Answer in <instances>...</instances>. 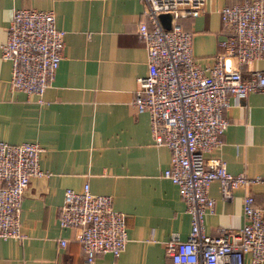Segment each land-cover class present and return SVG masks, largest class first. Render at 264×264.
<instances>
[{"label": "crops", "instance_id": "crops-1", "mask_svg": "<svg viewBox=\"0 0 264 264\" xmlns=\"http://www.w3.org/2000/svg\"><path fill=\"white\" fill-rule=\"evenodd\" d=\"M245 0H205L194 18L179 19L191 33V55L199 66H210L216 43L225 37L218 10ZM51 10L63 31L61 58L44 105L12 90L10 63L0 59V141L10 145L37 143L38 166L45 175L31 177L19 210L20 240L0 239V264H171L164 242L171 233L184 240L189 217L177 187L162 177L169 153L150 136L148 115L130 102L136 78L146 74V54L136 38L143 20L136 0H0V43L12 11ZM264 74V55L241 70ZM227 126L222 144L206 158H219L232 174L264 175V90L245 98H229L223 112ZM108 195L111 208L124 216L127 242L117 257L100 253L85 263L76 230L60 228L57 212L65 189ZM207 194L212 213L203 215V232L242 226V198L264 202V184L233 190L220 197L212 181ZM64 240V246L59 241ZM250 264V257H244Z\"/></svg>", "mask_w": 264, "mask_h": 264}, {"label": "built area", "instance_id": "built-area-1", "mask_svg": "<svg viewBox=\"0 0 264 264\" xmlns=\"http://www.w3.org/2000/svg\"><path fill=\"white\" fill-rule=\"evenodd\" d=\"M143 20L136 24V38L146 54V74L136 78L131 106L146 112L150 136L169 153L162 177L177 187L189 217L184 240L171 233L164 253L171 264H264V202L250 194L242 198L243 224L203 232V215L212 213L214 200L207 188L216 181L223 200L248 184H264V175L232 174L219 158H206L222 144L228 124L223 112L229 98H245L264 90V74L241 70L264 55V0H245L218 10L225 37L216 43L213 62L199 66L191 55V33L179 19L198 16L205 0H136ZM168 16V28L159 20ZM63 31L54 24L51 10L14 9L0 43V59L10 63L12 90L44 105V90L52 83L61 58ZM37 143L10 145L0 141V239L20 240L19 210L22 193L39 169ZM60 228L76 230L84 262L100 253L119 256L127 242L123 214L111 208L108 195L92 194L84 184L81 192L65 189L57 212ZM60 246L65 241L60 240Z\"/></svg>", "mask_w": 264, "mask_h": 264}, {"label": "water", "instance_id": "water-1", "mask_svg": "<svg viewBox=\"0 0 264 264\" xmlns=\"http://www.w3.org/2000/svg\"><path fill=\"white\" fill-rule=\"evenodd\" d=\"M159 20L162 23L163 27L165 29H167L168 28V16L167 15H164V14L163 15H160L159 16Z\"/></svg>", "mask_w": 264, "mask_h": 264}]
</instances>
